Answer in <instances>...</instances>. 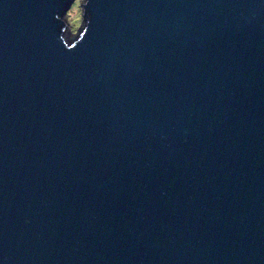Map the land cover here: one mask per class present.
Returning <instances> with one entry per match:
<instances>
[{
    "label": "water",
    "instance_id": "95a60500",
    "mask_svg": "<svg viewBox=\"0 0 264 264\" xmlns=\"http://www.w3.org/2000/svg\"><path fill=\"white\" fill-rule=\"evenodd\" d=\"M0 0V264H264V0Z\"/></svg>",
    "mask_w": 264,
    "mask_h": 264
},
{
    "label": "rangeland",
    "instance_id": "374dc122",
    "mask_svg": "<svg viewBox=\"0 0 264 264\" xmlns=\"http://www.w3.org/2000/svg\"><path fill=\"white\" fill-rule=\"evenodd\" d=\"M83 0H73L70 8L68 9L64 21L68 24V30L70 31L69 37L72 38L76 33V29L80 25L81 21V4Z\"/></svg>",
    "mask_w": 264,
    "mask_h": 264
}]
</instances>
